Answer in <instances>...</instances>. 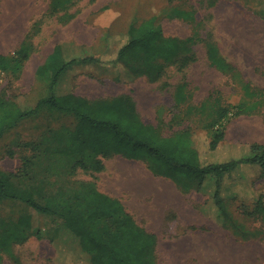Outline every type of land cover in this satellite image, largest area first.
Wrapping results in <instances>:
<instances>
[{
  "label": "rangeland",
  "instance_id": "1",
  "mask_svg": "<svg viewBox=\"0 0 264 264\" xmlns=\"http://www.w3.org/2000/svg\"><path fill=\"white\" fill-rule=\"evenodd\" d=\"M52 1L24 0L11 6L0 0V53L12 60L22 42L29 43L31 52L16 69L0 70V94L11 111L29 112L49 94L51 76L38 69L57 44L67 45L72 55L108 62L127 41L131 25L156 16L166 36L192 39V50L167 63L160 79L151 81L142 75L130 80L120 65L110 70L102 64L110 71L102 74L101 66L70 71L60 90L90 99L131 95L141 118L163 136L191 128L204 162L241 157L249 143H264V0H71L59 8ZM211 43L227 68L211 64ZM222 109L228 110V116L217 122ZM76 127L73 114L41 106L0 137V178L7 180L11 192L21 195L0 200V264H89L84 257L87 252L67 231L61 213L85 214L92 188L66 187L67 178L64 173L58 176L57 169L51 178L45 165L57 167V155L42 158L43 152L75 150ZM213 127L225 133V141L216 149L209 146ZM104 161L109 172L100 177L101 183L114 185L109 174L117 170L120 183L123 178L138 183L146 175L151 191L159 190L156 185L162 179L151 176L145 161L120 155ZM91 174L83 171L77 177L88 180ZM260 174L258 165H242L226 177L224 193L248 201L262 194L264 199V175ZM214 187L209 180L205 191L186 195L187 207L194 203V212L204 217L205 226L202 230L195 225L194 234L178 251L182 254L159 255V264H264V238L242 241L218 222ZM166 189L167 197L156 202L159 209L172 197L168 194L172 189ZM113 194L140 224L149 227L150 222L161 221L154 204L140 205L138 194L122 189ZM155 194L152 191L151 199ZM27 198L55 213L36 211ZM232 204L239 207L237 200ZM155 225L161 228L162 222ZM251 226L264 227V223L256 219ZM159 235L161 240L163 233ZM4 237L12 242L9 250L1 246Z\"/></svg>",
  "mask_w": 264,
  "mask_h": 264
},
{
  "label": "trees",
  "instance_id": "2",
  "mask_svg": "<svg viewBox=\"0 0 264 264\" xmlns=\"http://www.w3.org/2000/svg\"><path fill=\"white\" fill-rule=\"evenodd\" d=\"M70 1L53 0L52 4L54 8H59ZM156 19V16H152L131 25L127 41L118 49L116 57L108 59V62L95 56L72 55L67 45L57 44L38 69L40 73L50 74V92L38 101L33 110L24 112L17 108L11 111L8 102L0 94V137L41 106L71 113L77 119L73 140L75 150L42 153V158L48 160L57 155V167L52 163L45 165V171L51 178L55 177L51 173L57 169L58 176L65 174L66 187H70L76 183L73 177L77 170L99 172L104 169V160L112 156L142 160L153 173L172 179L187 192L205 191L209 180H213V204L221 226L242 241L264 238V227L251 226V222L256 219L264 223L263 195L248 201L237 194L224 193L226 177L244 164L258 165L261 168L260 175H264V143H249L241 157L204 162L195 145V132L191 128L163 136L153 124L141 118L131 95L90 99L73 90H60L70 71H87L91 66H101L104 74L120 65L130 80L142 75L148 76L151 81L160 79L167 63L176 62L192 50V39L166 36L162 27L156 24ZM30 55L29 43L22 42L12 60L0 53V70L16 69L21 65V60H27ZM208 57L211 64L221 69L229 66L212 43L208 44ZM187 60L184 57V61ZM102 64L111 69L107 70ZM228 113L227 109L219 111L217 122L228 116ZM208 136L211 149H216L225 141L224 131L216 127ZM79 183L84 186L90 184ZM45 187L54 186L45 183ZM91 188L86 204L90 208L85 214L74 211L61 213L65 228L87 252L84 256L86 261L90 264H157L155 234L137 224L120 200L101 193L97 187ZM15 196L21 195L11 192L7 180L0 178V200ZM234 200L239 201V207H233ZM26 201L40 213H55L51 207L32 198ZM37 235L40 236V233ZM11 243L4 237L1 246L9 250Z\"/></svg>",
  "mask_w": 264,
  "mask_h": 264
},
{
  "label": "crops",
  "instance_id": "3",
  "mask_svg": "<svg viewBox=\"0 0 264 264\" xmlns=\"http://www.w3.org/2000/svg\"><path fill=\"white\" fill-rule=\"evenodd\" d=\"M17 49L18 47L14 49L13 52H15V50ZM137 161H141V160H137ZM76 172L77 174L73 177L76 183H74L70 187H97L98 191H100L101 193L120 200L123 206L125 207L126 211L129 212L131 215L132 212L127 209L128 206L123 202L122 199L119 198L118 195H115L113 193L120 192L122 189L123 192L126 191L128 192V194H131L133 196L138 194V200L140 205L142 202L147 205H150L151 207H152L151 204L152 203L154 204L153 206L156 208V214L162 215L161 221L158 220L156 221V222H162L161 228H158L155 225L156 222L155 224L150 222L149 223L150 228H149L148 225H142L138 221H136L133 215L132 217L137 224H139L146 231L155 234V236L157 237V245H156L157 264H159V255L182 254V252H178V251H181L182 245H184L186 239L189 237L188 235L194 234L195 225H198L199 229L202 230L205 226L206 222L204 217L199 213L196 214L194 212V208H195L194 203L190 204V208L187 207L188 198L186 195L189 194L190 192H195V190H190L188 192L184 191L175 181L164 176L156 175L155 173L152 172V170H150V168H149V172L152 174L151 176L162 179V182L158 181V184L156 185V187H160L159 190L156 189L152 190L153 192L156 193L153 199H151L152 191L150 189L151 187H149L148 185L146 175L138 183L137 182L132 183L130 179L127 180L125 178H123L122 182L120 183L119 182L120 174L118 173L117 170H115L114 173L109 174L111 178H114L115 184L114 185L103 184L101 183L100 177H102L103 174H107L109 172V170L107 169L106 161H104V169H102L99 172H95L91 174L90 175L91 179L80 180L79 177L77 176L80 172H83V170L79 169ZM79 182H90V184L86 183L85 184L86 186H84L83 183H79ZM163 182H167L166 185ZM166 188L172 189L168 191V194L171 195L172 197L170 200H167L166 206L159 209L157 207L158 203L156 202L158 201L159 197H161L160 201L164 200L163 196L165 198L167 197V194L164 193L165 191H167ZM173 192L176 195H173ZM159 231L163 233L161 240L158 237L160 236Z\"/></svg>",
  "mask_w": 264,
  "mask_h": 264
},
{
  "label": "bare ground",
  "instance_id": "4",
  "mask_svg": "<svg viewBox=\"0 0 264 264\" xmlns=\"http://www.w3.org/2000/svg\"><path fill=\"white\" fill-rule=\"evenodd\" d=\"M6 1H8L7 3H9V5H14L15 3H18V2H20V1H24V0H6ZM219 25V24H218ZM218 28V27H217ZM219 35V34H218ZM218 264H219V262H218Z\"/></svg>",
  "mask_w": 264,
  "mask_h": 264
}]
</instances>
